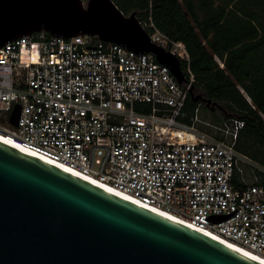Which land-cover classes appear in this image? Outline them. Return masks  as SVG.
<instances>
[{
  "label": "built area",
  "instance_id": "1",
  "mask_svg": "<svg viewBox=\"0 0 264 264\" xmlns=\"http://www.w3.org/2000/svg\"><path fill=\"white\" fill-rule=\"evenodd\" d=\"M141 23L187 63L186 82L152 53L96 36H22L0 48V134L264 258V185L246 179L256 163L236 149L244 121L204 122L215 134L185 123L187 43Z\"/></svg>",
  "mask_w": 264,
  "mask_h": 264
},
{
  "label": "water",
  "instance_id": "2",
  "mask_svg": "<svg viewBox=\"0 0 264 264\" xmlns=\"http://www.w3.org/2000/svg\"><path fill=\"white\" fill-rule=\"evenodd\" d=\"M36 33L96 36L152 53L187 81L180 59L153 42L137 12L126 15L113 0H0V48ZM195 100L220 108L202 95ZM19 116L16 105L12 125ZM0 264L263 263L0 141Z\"/></svg>",
  "mask_w": 264,
  "mask_h": 264
},
{
  "label": "trees",
  "instance_id": "3",
  "mask_svg": "<svg viewBox=\"0 0 264 264\" xmlns=\"http://www.w3.org/2000/svg\"><path fill=\"white\" fill-rule=\"evenodd\" d=\"M113 1L126 15L137 12L140 22L152 21L171 40L187 43L194 83L182 120L192 124L203 104L194 89L224 105L232 115L219 124L244 121L236 149L260 167L252 176L264 185V0Z\"/></svg>",
  "mask_w": 264,
  "mask_h": 264
},
{
  "label": "bare ground",
  "instance_id": "4",
  "mask_svg": "<svg viewBox=\"0 0 264 264\" xmlns=\"http://www.w3.org/2000/svg\"><path fill=\"white\" fill-rule=\"evenodd\" d=\"M0 141H3L5 143H7L8 145H11V146H13V147H15V148H17V149H19L21 151H24L25 153H28V154L33 155L35 157H38L39 159H42V160H44V161H46L48 163L56 165V166L66 170V171H69L70 173H73L74 175H76L78 177H81L82 179H85L86 181H89V182H91V183H93V184H95V185H97L99 187H102L103 189H105V190H107V191H109L111 193H114V194H116V195H118L120 197H123L124 199H127V200H129V201H131V202H133V203H135L137 205H140V206H142L144 208H147V209H149L151 211H154V212H156V213H158L160 215H163L165 217H168L170 219H173L175 221L183 223V224H185V225H187L189 227H192V228H194V229H196L198 231H201L202 233H204V234H206V235H208L210 237H213L214 239L224 243L225 245H228L229 247H232L233 249H235V250H237V251H239V252H241V253H243V254L251 257V258H253L254 260L259 261V262L264 264V258L262 256L254 253V252H252V251H250V250H248V249H246V248H244V247H242V246H240V245H238V244H236L234 242H231V241H229V240H227V239H225V238H223L221 236H218V235L210 232L209 230H207L205 228L197 227V226H195V225L183 220L182 218L178 217L174 213H171V212H169V211H167L165 209H162L160 207H157V206H153V205H149V204L143 203V202L139 201L138 199H135L132 196L127 195L126 193H124L120 189L112 186L109 183L103 182V181H101V180H99V179H97V178H95V177H93L91 175L79 172V171H77V170H75V169H73V168H71V167H69V166H67V165H65V164H63L61 162H58V161L52 160L50 158L44 157V156H42L40 154H37V153L27 149V148H24V147L16 144L14 141H12L10 138H8L5 135L0 134Z\"/></svg>",
  "mask_w": 264,
  "mask_h": 264
},
{
  "label": "rangeland",
  "instance_id": "5",
  "mask_svg": "<svg viewBox=\"0 0 264 264\" xmlns=\"http://www.w3.org/2000/svg\"><path fill=\"white\" fill-rule=\"evenodd\" d=\"M85 2H87V0H85ZM193 94H194V96L202 95L203 97H205V94L203 92L197 90V89L193 90ZM202 103L203 104H201L200 109L197 111V115H196L198 120H200L202 122L197 121L196 125L201 130L215 134L216 131L213 130L211 127L205 125L204 122H208V123H211L214 125H222V124H219L222 120L221 117H224L225 114L228 116L232 115V114H230L226 110L224 105L219 104L220 105V108H219V106H215L213 104L210 106H207L206 103H204V102H202ZM258 168H260L258 165L257 166L256 165L255 166L245 165L246 179L249 182H254L255 179L253 178L252 175L254 174L255 170Z\"/></svg>",
  "mask_w": 264,
  "mask_h": 264
},
{
  "label": "crops",
  "instance_id": "6",
  "mask_svg": "<svg viewBox=\"0 0 264 264\" xmlns=\"http://www.w3.org/2000/svg\"><path fill=\"white\" fill-rule=\"evenodd\" d=\"M222 66H223V64H221ZM245 94V96L250 100V98L248 97V95L246 94V93H244ZM255 182V181H254Z\"/></svg>",
  "mask_w": 264,
  "mask_h": 264
}]
</instances>
